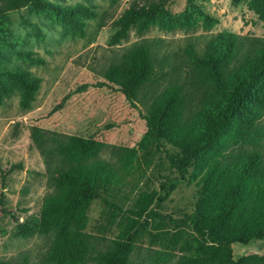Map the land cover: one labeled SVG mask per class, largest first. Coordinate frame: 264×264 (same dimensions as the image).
<instances>
[{
  "label": "trees",
  "instance_id": "16d2710c",
  "mask_svg": "<svg viewBox=\"0 0 264 264\" xmlns=\"http://www.w3.org/2000/svg\"><path fill=\"white\" fill-rule=\"evenodd\" d=\"M169 1L131 0L111 20L107 46L119 45L131 30L140 36L151 27L169 33L200 24L207 31L217 23L199 9L171 13L165 8ZM231 1L244 2L248 11L264 19V0ZM26 6L52 14L80 37L85 22L97 17L81 4L0 0V48L1 37L8 33L7 14ZM158 43L143 39L131 44L102 71L105 82L92 86L115 89L131 107L142 99L146 132L138 158L142 170L151 168L156 188L139 191L128 202L119 192L135 152L111 150L115 165L99 157L105 147L100 142L30 127L29 139L42 160L48 190L36 233L53 236L41 264H139L131 254L141 237L149 247L158 245L164 256L172 255L164 264H264L256 255L233 260L231 251L232 244L264 239V39L223 32L211 36L199 54L187 44L182 56L171 61L158 55ZM26 58L31 64L42 63ZM176 58L184 65L183 73L177 67L174 71ZM170 71L176 79L154 91ZM38 86L39 79L27 71H0V106L17 93L18 106L28 109ZM88 87L81 85L75 92ZM21 168L10 166L7 173ZM180 184L192 186L189 210L178 218L157 211ZM94 204L103 220L99 227L121 225L110 240L85 231ZM15 233L24 239L34 231L16 224Z\"/></svg>",
  "mask_w": 264,
  "mask_h": 264
},
{
  "label": "rangeland",
  "instance_id": "374dc122",
  "mask_svg": "<svg viewBox=\"0 0 264 264\" xmlns=\"http://www.w3.org/2000/svg\"><path fill=\"white\" fill-rule=\"evenodd\" d=\"M43 1L60 7L74 4L88 6L97 17L85 22L84 35L80 37L67 31L52 14L36 13L28 6L7 14L8 33L1 37L0 71L19 69L39 79L38 89L28 109L18 106L17 93L4 98L0 106V170L5 173L3 176L0 174V200L3 202L0 205V261H14L17 264L43 263L53 241L51 234L36 233L41 201L48 190L42 160L29 139L30 127L100 142L105 147L99 157L115 165L109 153L111 150L127 149L135 152L132 167L118 193L131 202L139 191L157 186V181L150 176L151 168L142 170L141 158H138L141 153L138 144L146 132L145 123L140 117L144 114L140 103L142 99L135 103V107H131L115 89L92 87L105 82L102 71L124 49L143 39L159 40L158 55H166L170 61L174 57H181V51L187 44H193L199 54L211 36L223 32L239 38L264 39V19H258L248 11L244 2L172 0L165 5L171 13L199 9L217 23L207 31L200 24L187 31L169 33L151 27L140 36L131 30L126 40L117 46L108 47L106 41L112 32L110 22L131 0ZM27 55L42 63H29ZM174 67V71L177 67L178 71L184 72V65L178 58ZM168 69L164 67V71ZM175 79L174 72L170 71L157 81L153 90L157 91ZM84 84L90 87L76 93L75 90ZM260 125L264 128V116ZM154 158L151 163L155 162ZM16 165L22 168L7 173L10 166ZM193 199L192 186L180 184L161 204L160 210H156L178 218L189 210ZM88 217L85 231L94 236L110 240L121 228V225L110 229L99 227L103 225V220L99 216L98 204L90 207ZM16 224L28 226L34 231L33 235L24 239L16 236ZM135 246L131 254L133 262L164 264L166 259H173L172 255L164 256L158 245L149 247L144 237ZM231 251L233 260L249 255L264 258V239L250 240L246 245L232 244Z\"/></svg>",
  "mask_w": 264,
  "mask_h": 264
}]
</instances>
